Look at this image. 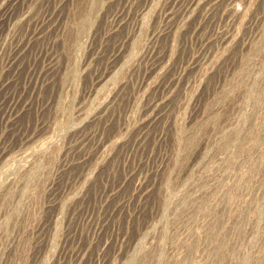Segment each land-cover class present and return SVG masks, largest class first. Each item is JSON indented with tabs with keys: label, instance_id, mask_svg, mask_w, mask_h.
Masks as SVG:
<instances>
[{
	"label": "rangeland",
	"instance_id": "374dc122",
	"mask_svg": "<svg viewBox=\"0 0 264 264\" xmlns=\"http://www.w3.org/2000/svg\"><path fill=\"white\" fill-rule=\"evenodd\" d=\"M0 264H264V0H0Z\"/></svg>",
	"mask_w": 264,
	"mask_h": 264
}]
</instances>
